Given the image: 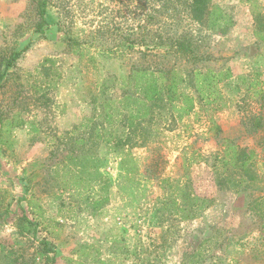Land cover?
<instances>
[{"label":"rangeland","instance_id":"obj_1","mask_svg":"<svg viewBox=\"0 0 264 264\" xmlns=\"http://www.w3.org/2000/svg\"><path fill=\"white\" fill-rule=\"evenodd\" d=\"M40 1L0 0V71L28 47L0 89L15 125L0 144V264H264V0H212L226 34L193 22L186 0H51L37 32ZM175 35L195 61L160 47ZM134 64L233 78L208 105L189 78L176 97L194 98L190 114L163 100L133 131L109 130L100 105L132 89ZM228 145L255 150L254 178L222 165Z\"/></svg>","mask_w":264,"mask_h":264},{"label":"trees","instance_id":"obj_2","mask_svg":"<svg viewBox=\"0 0 264 264\" xmlns=\"http://www.w3.org/2000/svg\"><path fill=\"white\" fill-rule=\"evenodd\" d=\"M51 0H42L39 3V22L36 25V31L42 32L44 26L47 25V14ZM170 1H164V5L161 9L168 8ZM183 6L187 8L191 20L201 26H204L207 31H215L220 29L221 34H226L228 28L231 27L232 21L223 11V9L217 5H214L212 0H186L183 1ZM171 9L175 12L178 8L171 6ZM161 13V11H160ZM110 32L97 31L96 35L105 37ZM160 47L168 46L169 49L175 53L183 56L190 57V60H196L197 47L193 39L188 38L185 35L175 37L168 36L163 39L160 36ZM121 46V45H120ZM28 49L16 52L5 61V70L0 71V89L2 88V82L9 69L15 66L18 59ZM177 69H179L177 67ZM175 67H167L160 64V68L156 69L146 67V65L134 64L131 66L129 75L121 77L124 81L133 85L132 89L126 88L122 91V97L120 99H113L112 97L105 98L102 101L100 117L103 118V125L107 129L111 130L114 125L122 124L128 131H133L138 128L147 118L151 115L153 106L163 100L167 103L174 105L175 101L182 98V106L178 109L180 116L188 115L194 110V98L184 95L177 96L178 84L187 82L192 78L194 88L200 98V101L206 105L214 104L222 99V94L219 92L218 85L222 82L228 81L233 78V74L230 69H224L221 71H215L208 69L203 71L199 68H194L187 71V75L181 77L178 81L179 74ZM180 70V69H179ZM242 82L246 81L245 77L240 78ZM257 82L251 83L252 89L256 88ZM249 88V87H248ZM264 94V90L260 89L255 91V95L258 96ZM9 119L0 118V144L4 142V134L9 133L15 126ZM85 125H82V127ZM222 165L226 166L231 162L232 167L236 170H240L244 175L249 178H254L252 173L253 160L256 157V152L253 149L240 148L238 146L228 145L224 151ZM130 158L129 153H126L122 159V164ZM225 184V183H224ZM222 185V184H221ZM106 199L94 201V208L101 209L107 202ZM194 203L195 214L199 213L207 206V200L200 197H193L190 199ZM43 245V253L49 254L54 252L48 242H41ZM55 261L53 257L52 262Z\"/></svg>","mask_w":264,"mask_h":264}]
</instances>
